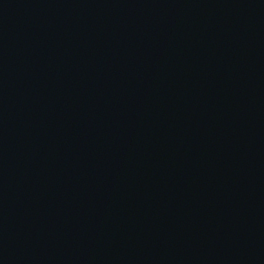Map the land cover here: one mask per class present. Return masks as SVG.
Instances as JSON below:
<instances>
[{
    "label": "water",
    "instance_id": "1",
    "mask_svg": "<svg viewBox=\"0 0 264 264\" xmlns=\"http://www.w3.org/2000/svg\"><path fill=\"white\" fill-rule=\"evenodd\" d=\"M0 264H264V0H0Z\"/></svg>",
    "mask_w": 264,
    "mask_h": 264
}]
</instances>
